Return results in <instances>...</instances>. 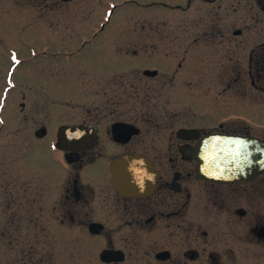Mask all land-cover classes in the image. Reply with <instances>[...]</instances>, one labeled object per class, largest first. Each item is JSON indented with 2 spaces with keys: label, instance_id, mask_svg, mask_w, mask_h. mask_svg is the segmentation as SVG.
<instances>
[{
  "label": "flooded vegetation",
  "instance_id": "flooded-vegetation-1",
  "mask_svg": "<svg viewBox=\"0 0 264 264\" xmlns=\"http://www.w3.org/2000/svg\"><path fill=\"white\" fill-rule=\"evenodd\" d=\"M111 29L138 42L97 51ZM57 67L85 101L48 142L46 193L93 246L83 264H264V0H0V142L15 101L18 158L48 141Z\"/></svg>",
  "mask_w": 264,
  "mask_h": 264
},
{
  "label": "rangeland",
  "instance_id": "rangeland-1",
  "mask_svg": "<svg viewBox=\"0 0 264 264\" xmlns=\"http://www.w3.org/2000/svg\"><path fill=\"white\" fill-rule=\"evenodd\" d=\"M117 26L121 25L117 23ZM117 32L114 30L107 32L101 38V44L99 43L100 50L97 49V51L120 53L122 52L121 49L126 51L127 47H134V44L138 42V40H128V45L126 46V40H119L120 37ZM27 33L23 39L33 44L34 47L46 45L43 44L46 38L40 30H29ZM54 47L57 49L61 46L55 43ZM153 52L150 51V53ZM128 58H131L130 55ZM77 62L74 61L72 64L75 65ZM75 67L78 68L77 66ZM76 73L77 71L73 73L72 70L68 71L64 67L63 69L56 68L54 86L52 87L53 105L50 112L53 114V122L52 126H49L50 135L46 145L45 143L34 142L27 156L21 157L22 150L19 158L14 155L12 137L15 129L14 124H16L17 128L19 122L16 121L18 118L16 119L14 115V111H16L14 105L17 104L15 101L9 102L8 109L12 108L11 118L9 117L10 124L7 123L4 126V133L7 134V138H3L5 141L1 140L0 142V172L5 164L6 176L8 177L5 182L0 173V264H31L33 260L38 262L34 264H83L82 259L83 257H88V250L92 252L94 249L80 233L67 231L59 225L58 219L61 217V213L58 209L60 204V200H57L58 195L54 194L51 196L46 193V181L49 180V176H56L58 171L63 168L57 158L56 161L55 157L52 159L48 142L55 135L56 126L62 124L68 115H76L77 113L74 114V112H77L80 104L85 101L83 94V89L85 88L83 82L77 76L79 73ZM71 74H76L75 77H72L74 80L69 79ZM63 78L64 80L69 79L67 85L63 82ZM47 82L44 79V84H47ZM45 88V85H40V82L34 85V89L31 88L36 93L30 94L37 95L39 101L36 103L41 107H44L45 99L50 97L49 94L46 96L43 90ZM25 89H28V86ZM28 102L23 100L26 106H28ZM51 103L50 101L48 102L49 105ZM45 114L43 112L40 115L39 122L45 119ZM20 128L22 134H26L25 132L32 134L34 126L28 122L24 124L22 121ZM21 148L24 149L26 147L21 145ZM52 165V169L50 171L47 170ZM18 171L20 175L19 181L17 178ZM8 184L11 186V193L15 195L14 197H8L6 194L4 196L3 194L4 186ZM18 191L21 193V198H19ZM54 193H58L56 188ZM56 200L59 202L57 203ZM42 259L45 261H42Z\"/></svg>",
  "mask_w": 264,
  "mask_h": 264
}]
</instances>
